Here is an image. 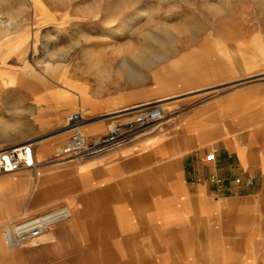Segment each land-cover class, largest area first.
<instances>
[{
    "label": "crops",
    "instance_id": "crops-1",
    "mask_svg": "<svg viewBox=\"0 0 264 264\" xmlns=\"http://www.w3.org/2000/svg\"><path fill=\"white\" fill-rule=\"evenodd\" d=\"M65 89L28 97L22 81V121L30 103L63 128L67 114L85 106L84 132L93 141L127 120L116 112L135 102L69 96L76 92L65 98ZM244 94L138 128L127 144L84 160L49 163L62 139L35 150L37 197L26 199L22 215L50 207L69 217L32 247L49 249L53 264L76 257L89 264H264V113L252 116ZM211 152L216 162L205 160Z\"/></svg>",
    "mask_w": 264,
    "mask_h": 264
},
{
    "label": "rangeland",
    "instance_id": "rangeland-1",
    "mask_svg": "<svg viewBox=\"0 0 264 264\" xmlns=\"http://www.w3.org/2000/svg\"><path fill=\"white\" fill-rule=\"evenodd\" d=\"M145 11L154 16L130 24ZM0 17L8 21L3 26L0 19V154L30 143L41 153L62 139L57 154L72 137L41 106L28 103L22 121V81L28 97L68 88L65 98L76 92L69 96L161 103L163 122L239 89L252 116L264 113V0H0ZM142 56L149 61L139 63ZM124 59L139 77L122 69ZM179 67L187 73L171 78ZM76 112L90 114L88 107L78 108L66 123ZM37 178L29 169L0 175V240L8 252L0 251V264H53L49 249L32 247L45 240L24 249L6 246L11 224L50 214L48 207L22 215L26 199L37 197ZM10 180L13 187L6 190Z\"/></svg>",
    "mask_w": 264,
    "mask_h": 264
},
{
    "label": "built area",
    "instance_id": "built-area-1",
    "mask_svg": "<svg viewBox=\"0 0 264 264\" xmlns=\"http://www.w3.org/2000/svg\"><path fill=\"white\" fill-rule=\"evenodd\" d=\"M122 113L121 115L137 118L124 123L112 124L106 136L93 141H90L84 132V126L87 123L84 114L81 112L71 114L67 119L65 129L72 133V137L55 157L59 161L84 160L112 151L130 142L138 128L159 124L166 119L162 105L154 102L135 106ZM205 160L216 162V154L209 153ZM35 168L36 158L32 143L6 150L0 154V175L13 173L20 169L35 170ZM211 181L219 187L224 185V181L216 175L211 177ZM235 182L241 184L242 180L236 178ZM68 217V211L63 209L35 219L13 223L6 230V243L14 249L27 248L42 237L51 226Z\"/></svg>",
    "mask_w": 264,
    "mask_h": 264
},
{
    "label": "bare ground",
    "instance_id": "bare-ground-1",
    "mask_svg": "<svg viewBox=\"0 0 264 264\" xmlns=\"http://www.w3.org/2000/svg\"><path fill=\"white\" fill-rule=\"evenodd\" d=\"M154 15L152 14V12H150V11H145V12H142L140 15H134V17H132L131 19H130V24L131 25H134V24H138L139 22H142V21H144V20H147V19H150V18H152ZM0 19H1V24L3 23V26H4V24H8V21L7 20H2V17H0ZM101 58L99 57V59H98V62L99 63H101ZM141 61H139V63H145V62H147V61H149V59L146 57V56H142V58L140 59ZM130 61H129V59H124V60H122L121 61V67H122V69L124 70V71H126V72H131V75H133V77H139V74L136 72V71H134L131 67H130V63H129ZM194 70V72H195V70H197V67L196 68H194L193 69ZM181 72H186L187 73V70L186 69H184L183 67H179V68H177L176 69V72H175V74H172V75H169L171 78L172 77H175L176 75H178L179 73H181ZM66 97V96H65ZM161 104V103H160ZM162 105V107H163V109H164V105L163 104H161ZM164 111H165V109H164ZM166 114V113H165ZM66 132L67 133H70V131H68L67 129H66ZM3 152V151H2ZM5 175H7V174H5ZM11 176V175H10ZM7 187H6V190H11V188L13 187V180H10V181H8V183H7V185H6ZM67 210V209H66ZM48 237H46V236H42V237H40L39 239H38V241H44V240H46ZM7 244V243H6ZM7 246H8V248L9 249H11V250H15L14 248H12V247H10L8 244H7ZM0 251L2 252H7V250L4 248V245H3V243H2V241L0 240ZM8 253V252H7Z\"/></svg>",
    "mask_w": 264,
    "mask_h": 264
}]
</instances>
